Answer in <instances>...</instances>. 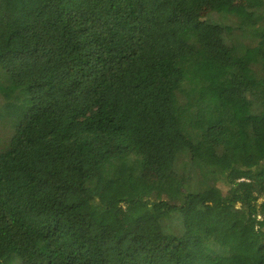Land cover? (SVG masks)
<instances>
[{
  "label": "trees",
  "instance_id": "trees-1",
  "mask_svg": "<svg viewBox=\"0 0 264 264\" xmlns=\"http://www.w3.org/2000/svg\"><path fill=\"white\" fill-rule=\"evenodd\" d=\"M228 2L0 0V264H264V4Z\"/></svg>",
  "mask_w": 264,
  "mask_h": 264
},
{
  "label": "rangeland",
  "instance_id": "rangeland-1",
  "mask_svg": "<svg viewBox=\"0 0 264 264\" xmlns=\"http://www.w3.org/2000/svg\"><path fill=\"white\" fill-rule=\"evenodd\" d=\"M259 4H264V0H229L226 10L230 13H235L239 16H244L248 13V9L251 6H258ZM207 11L206 8L202 9L201 15ZM147 180L144 182V196L148 199H152L157 190V181L150 177L146 176ZM264 253V252H263Z\"/></svg>",
  "mask_w": 264,
  "mask_h": 264
}]
</instances>
